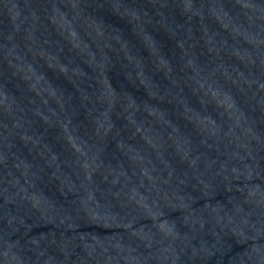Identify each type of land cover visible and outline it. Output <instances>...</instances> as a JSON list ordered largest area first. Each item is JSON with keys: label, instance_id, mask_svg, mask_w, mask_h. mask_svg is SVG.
<instances>
[{"label": "water", "instance_id": "1", "mask_svg": "<svg viewBox=\"0 0 264 264\" xmlns=\"http://www.w3.org/2000/svg\"><path fill=\"white\" fill-rule=\"evenodd\" d=\"M0 264H264V0H0Z\"/></svg>", "mask_w": 264, "mask_h": 264}]
</instances>
